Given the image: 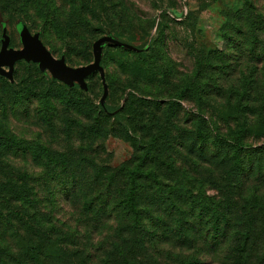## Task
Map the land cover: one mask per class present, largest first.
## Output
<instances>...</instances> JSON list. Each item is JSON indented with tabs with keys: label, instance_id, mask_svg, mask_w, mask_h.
Returning <instances> with one entry per match:
<instances>
[{
	"label": "trees",
	"instance_id": "trees-1",
	"mask_svg": "<svg viewBox=\"0 0 264 264\" xmlns=\"http://www.w3.org/2000/svg\"><path fill=\"white\" fill-rule=\"evenodd\" d=\"M109 1L0 0V18L35 16L51 56L86 60L98 29L85 10L106 15ZM243 4L241 15L254 11ZM260 18L251 36L264 31ZM139 56L126 68L135 78L150 74ZM91 86H65L30 61L0 76V264H263L264 145L244 142L254 117L231 138L215 121H240L243 94L228 115L203 105L195 81L166 100L129 93L119 108ZM191 99L197 111L183 107ZM108 137L129 143L134 162L102 160Z\"/></svg>",
	"mask_w": 264,
	"mask_h": 264
},
{
	"label": "rangeland",
	"instance_id": "rangeland-1",
	"mask_svg": "<svg viewBox=\"0 0 264 264\" xmlns=\"http://www.w3.org/2000/svg\"><path fill=\"white\" fill-rule=\"evenodd\" d=\"M249 1L254 11L241 15L244 0H110L106 15L101 8H93L92 19L85 10L98 33L90 40V57L74 58L70 62L62 54L50 55L49 47L40 39V27L34 28L39 26L38 20L34 25V12L31 11L32 21L19 16L1 17L0 37L6 50L23 51V55L12 65H2L0 76L10 80L15 63L35 62L43 72L65 86L77 85L88 93V85L92 84L91 88L95 87L91 91L93 98L102 105L116 108L123 105L129 93L166 100L168 94H175L187 82L195 81L205 84V93L209 94L202 95L203 105L213 107L220 114L230 115L228 103L237 104L243 94L239 107L242 109L238 113L240 121L215 118L217 127L231 138L246 118L254 117L252 128L249 127L253 132L245 133L244 142L253 147L264 145V135H260L264 127L255 121H261L257 113L263 109L264 31L258 30L254 36L249 33L250 23L264 18V0ZM57 49H60L59 43ZM135 55L145 60L149 76L138 74L135 78L126 69L132 67ZM92 72L97 75L89 83L86 79ZM245 85L248 94L242 93ZM183 107L198 110L193 99L184 102ZM20 130L24 134L25 126L21 125ZM24 137L33 136L25 134ZM49 139L50 143L56 141L50 135ZM77 142L74 139L71 145L82 146ZM103 149L99 157L111 167L135 160L134 149L119 137H108ZM207 190L205 187L206 193L211 195Z\"/></svg>",
	"mask_w": 264,
	"mask_h": 264
},
{
	"label": "water",
	"instance_id": "water-1",
	"mask_svg": "<svg viewBox=\"0 0 264 264\" xmlns=\"http://www.w3.org/2000/svg\"><path fill=\"white\" fill-rule=\"evenodd\" d=\"M23 55V51H7L6 45L3 44L0 54V67L2 65H12L16 60L20 59Z\"/></svg>",
	"mask_w": 264,
	"mask_h": 264
}]
</instances>
